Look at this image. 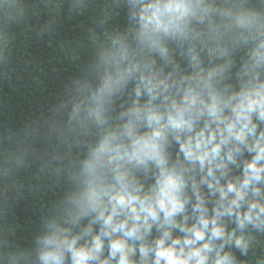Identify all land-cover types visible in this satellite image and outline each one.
<instances>
[{
	"label": "clouds",
	"instance_id": "9594fccd",
	"mask_svg": "<svg viewBox=\"0 0 264 264\" xmlns=\"http://www.w3.org/2000/svg\"><path fill=\"white\" fill-rule=\"evenodd\" d=\"M0 82V264H264V0H0Z\"/></svg>",
	"mask_w": 264,
	"mask_h": 264
},
{
	"label": "trees",
	"instance_id": "16d2710c",
	"mask_svg": "<svg viewBox=\"0 0 264 264\" xmlns=\"http://www.w3.org/2000/svg\"><path fill=\"white\" fill-rule=\"evenodd\" d=\"M34 22L31 17L27 18L25 23ZM66 34L61 33L60 39L61 42L65 39ZM41 76H43L44 80L48 79L47 73H36L29 77L28 84L30 87L25 89V95H27L28 91H32L39 96H43L44 93L41 89L44 87V84L41 80ZM19 86L13 88L12 91H16ZM33 108H39L36 102L27 99L26 97L14 98L9 94L8 86H6L3 82H0V128L5 126H14L17 124L18 120L21 117L26 115H34L32 112Z\"/></svg>",
	"mask_w": 264,
	"mask_h": 264
}]
</instances>
